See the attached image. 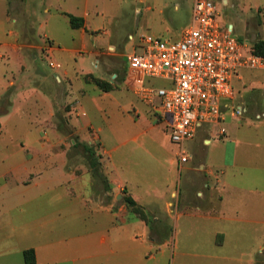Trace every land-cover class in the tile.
Returning <instances> with one entry per match:
<instances>
[{"label":"rangeland","instance_id":"1","mask_svg":"<svg viewBox=\"0 0 264 264\" xmlns=\"http://www.w3.org/2000/svg\"><path fill=\"white\" fill-rule=\"evenodd\" d=\"M214 1L221 25L233 24L231 26L234 34L241 42L253 46L256 39L264 38V0ZM192 2L193 0H11L9 21H6L8 6L0 0V21L13 26L17 43L23 45L20 53L24 54L20 59L13 51L8 50L6 61L1 62L2 66L6 67L7 78L14 79L16 86H8L11 88L7 89L3 97L8 104L10 99L13 101L10 107L13 113L3 117L4 124L0 128V210H4L3 204L12 201L26 198L47 202L58 192L63 193V187L60 190L56 188L57 191L53 193L44 192L45 188L47 190L46 181L40 183V188L35 190L17 185L21 178H32L41 171L44 179L55 173L59 175L58 180H61L67 178V171L71 170L73 175L78 177V181L73 180L70 184V197L73 202L84 200L80 198L84 195H91L93 197H88V200L96 198L114 201L116 205H126L135 214L125 199L129 195L127 184L120 183L119 179L127 181L131 188L145 186L151 191H159L151 195L150 200L160 201L162 204L163 199L174 202V206H171L172 214L164 224L169 236L167 261L168 264H173L175 246L178 242L182 243L185 232L201 234L225 226L224 223L204 218L179 216L185 209H180L177 198L171 195L173 190L178 193L181 191L182 195L192 193L186 189L190 182L199 181L203 175V170L199 168L202 162L213 167L223 183L225 181L239 187L257 184L264 190V166L250 169L256 173V177L249 178L240 174L241 163L238 162V167L228 170V175L223 176L221 164L229 160L232 147L229 140L221 139L226 135V130L223 134L219 131L220 138L213 135L211 145H205L203 142L209 129L216 135L221 126L217 124H210L198 130L193 144L186 147L187 152L195 159V170L179 171L176 162L178 145L171 141L165 123L156 109L134 93L139 84L164 86L167 81L146 76L137 70L141 80L122 83L124 69L120 63V53L125 52L127 56L134 50L128 35L140 36L145 34L144 32H152L170 37L158 27L147 29L145 21L151 17L156 22H169L170 16L177 11L176 6H179L183 19L189 6L192 9ZM65 12L86 17L89 27L87 28L85 22L80 28H85L88 35L93 33L102 40L108 38L110 42L99 48L98 58L101 63H98L97 53L93 51L94 42L89 38H82L80 28L71 26ZM182 27L184 28V25ZM180 30L182 29L178 27V31ZM1 34L3 39L11 40L5 32ZM136 36L134 43L139 42V36ZM53 39L56 43H53ZM111 43L115 44V48L110 50L108 45ZM50 44L56 47L61 44L67 49L51 52ZM21 61H24L23 69ZM64 70L69 74L67 79L64 77ZM56 73L65 79L62 83L57 80ZM87 73L109 81L113 90H101ZM113 73L117 74L115 78L112 77ZM232 83L236 91V102L246 106L248 112L241 117L243 122L247 123L234 121L235 127L230 129V135L246 142L256 141L257 137L262 135L261 127L264 125V120L257 118L258 114L264 113V70L242 68L233 77ZM38 88L46 94L52 92L55 95L57 110L54 122L43 120L47 117V103L30 95L33 89ZM64 90L65 96L69 95V102L64 101ZM159 101L158 99L156 106H160ZM84 119L90 123H85ZM230 122L228 119L225 125H230ZM72 123L81 124L85 136L77 129L78 126L74 127ZM74 138L81 143L79 146L74 145ZM82 143L95 147L101 163L100 173L105 176V181L97 176L99 173L95 175L93 172ZM252 149L254 150L253 147ZM249 154L254 156L255 151H250ZM37 156L43 159L31 162ZM255 162L256 159L253 158L252 164ZM90 183L92 187L88 186L85 191L83 186ZM117 183H120L118 190L112 192L111 184L116 186ZM77 191H83L82 196H77ZM116 193L121 196L117 197ZM37 194L40 196L34 199ZM159 194L162 199L158 197ZM24 210L23 214H20L19 209L12 212L15 221L13 225L23 229L34 225L41 230L42 223H47L46 227L51 226L50 218L55 216L48 215L39 220L51 211L46 204L40 208L28 204ZM37 217L39 219L31 223V220ZM258 218L262 221L259 224H239V239L233 244L239 249L250 250L256 247L257 251L261 250L258 258L261 255L260 260L263 263L259 264H264V194L263 202L258 208ZM55 225L58 226L59 223L56 222ZM251 227L262 230V242L259 232L257 239L252 236L254 231ZM55 232H60L61 235L53 233L49 250L62 248L63 228L58 227ZM43 241L48 240L41 238L42 243ZM49 250H45V253Z\"/></svg>","mask_w":264,"mask_h":264},{"label":"crops","instance_id":"2","mask_svg":"<svg viewBox=\"0 0 264 264\" xmlns=\"http://www.w3.org/2000/svg\"><path fill=\"white\" fill-rule=\"evenodd\" d=\"M2 1L8 6L6 10V21H9V3L11 0ZM191 7H193V2ZM176 10L177 11L173 12L170 16L169 22L164 20L156 22L153 18L151 19V17L145 21L147 29L152 30L153 27H158L162 33H168L170 37H165L159 33H144L157 35L169 40L179 39L182 36V31L191 22L192 9L189 6L188 12L184 14L183 19L179 13V6H176ZM68 13L69 12H65V14ZM83 18L88 28L89 21L86 17ZM183 25L184 28L182 27ZM231 25L233 24H223V26ZM178 27L182 30L178 31ZM80 30L84 40L89 38L94 42L92 48L93 51L97 53L98 58L99 48L100 46L108 44V38L102 40L93 33L88 35L85 28H80ZM3 32H5L11 40L3 39L1 34ZM133 35L136 36L135 34ZM137 36H139V34H137ZM53 43H56V40L53 39ZM131 43L133 47L135 43L133 41H131ZM114 46L115 44L112 45L111 43L108 45V48L111 50ZM22 48L23 45L17 43L13 26L9 24L6 25L4 22L0 21V128L4 124L3 117H7L9 114L13 113V110H10L13 101L10 99L8 104L3 97L7 89L11 88L8 86H16V81L14 79L7 78L6 67L2 66L1 62L4 63L6 61V57L9 55L8 50L13 51L16 57L18 56V58L22 59L21 56L23 57L24 55L20 53ZM66 49L67 48L61 46V44H59V47L50 44L49 51L55 52L56 50L63 51ZM120 55L122 56L120 63L124 69L122 83L125 82L127 84L129 81L134 80V82H136L141 80L140 75L137 73V69L128 62L126 53H120ZM97 60L98 63H101L99 58ZM23 62L24 61L20 62L22 69L24 68ZM95 65H97V63H95ZM96 67L98 68L99 66ZM63 73L65 79H67L69 75L67 70H64ZM55 76L60 83L65 80L57 73ZM116 76V73L112 74L113 78ZM67 89L68 88L65 90ZM65 90L63 96H65ZM30 95L36 97L38 101L42 99L47 103V117L43 120H46L48 123L54 122L57 110L55 95H53L52 92L46 94L39 88L33 89ZM66 96L64 97V101L69 102V95L67 94ZM233 102L239 104L236 102V96ZM64 116L66 117V115ZM228 119H230L231 122L230 125L226 126L225 123ZM263 120L264 119L260 121ZM162 121L165 123L167 129L168 121L163 118ZM234 121L238 123H247L243 122L242 119H236L227 114L226 119L217 124L218 126L221 125V129L224 128L226 130V135L221 139H227L232 144L229 160L221 164V166H223V176L226 174L228 175V170H233L238 167L237 163L239 162L241 163L240 174L243 177H256V173L250 169H258L264 166V125L261 127L262 135L257 137L256 141L249 140L246 142L236 138V136L232 137L230 135V129L235 127ZM84 122L88 123L89 121H85L84 119ZM72 124L74 127L78 126L77 129L85 136L86 133L82 131L83 126H81V124ZM220 128L216 131V135L211 129L208 130L207 137L203 139L205 145H211L213 143V135L215 138L220 136L218 134L221 130ZM193 141H195V138L187 141L186 147L193 144ZM250 151H255V155L252 156L249 154ZM192 156L193 155H191L182 167H179L178 161H176L179 171H182V169L195 170V159ZM253 158L256 159L254 165L252 164ZM41 159L43 158L37 156V158L32 159L31 162L40 161ZM199 168L203 170L204 173L200 176L199 181H195V183L190 182L186 191L192 192L191 194L186 193L182 195L181 191L178 193L174 190L171 192V195L177 198L180 209H185L179 216L185 215L188 217H195L196 219L198 217L204 218L206 220L224 223L225 226L222 225L219 229L213 228L212 231H205L201 234H195V232L192 233L189 231L185 232L182 243L178 242L175 246L173 264H255L257 261L259 262L256 264L263 263L260 260L261 255L258 258L261 250L257 251L256 247L250 250L239 249L233 244L239 239L238 232L241 228L239 226L240 223H251L254 225L262 222L259 221L258 218V208L263 202V188L257 184L239 187L227 184L225 181L223 183L218 172L204 162L199 165ZM41 172L32 176V178H21L17 185L21 188L35 190V188H40V183L46 181L47 190L45 188L44 192L53 193L57 191L56 188L60 190L63 187V193L58 192L56 196H52L47 202H36L25 198L3 204L4 206H2V208L4 210H0V264H26L23 252L28 248L35 249V264H168L166 248L169 245V236L168 229L164 224L167 218L172 214L171 206H174V202L163 199L164 203L162 204L160 201L149 199L151 195L159 191H151L145 186L142 188H131L127 181L119 179L120 183L127 184V193H129L146 213H148V219L144 220L135 213H132L126 205L119 206L116 205L114 201H105L96 198L88 200V197H93L91 195H84L80 197L84 200L73 202L70 197V195H72V187L70 184L73 180L78 181V177L73 175L71 170L67 171L68 177L61 180H58L59 175L55 173L49 174L47 176L48 178L44 179L45 176L41 175ZM110 172L114 173L113 171ZM108 173L109 172H107V174ZM120 183H117L116 186L111 184L112 192L118 190L117 188ZM91 184L92 183L87 186L84 185L83 189L86 191L88 186L92 187ZM123 188L125 189L126 187ZM77 192V196H82L81 193L83 191ZM24 194L22 195L23 197H25ZM116 194L117 197L121 196L119 193ZM39 196L40 194L35 195L34 199ZM61 196L63 200H61ZM158 197L162 199L161 195ZM28 204L30 206L35 205L37 208L46 204V207H49L51 210L49 214H45L40 219L37 217L31 220V223L37 219L41 220L48 217V215L55 214L53 218H50L51 226L46 227L47 223H42L40 230L39 227H35L32 224L31 227L25 229L13 225L15 221L12 212L19 209L20 214H23L25 211L24 207ZM104 214H106V216H104ZM259 216L261 218V215ZM56 222L59 223L58 226L55 225ZM58 227L63 228V239L61 240L62 248L60 250L55 248L49 250L52 244L50 241L53 237V233L57 236L61 235L60 232H55ZM251 229L254 231L252 232V236L256 239L259 232V239L262 242V230L260 229V231H258L257 227H251ZM41 238L47 239L48 241H43L42 243ZM261 247L262 244H260V248ZM45 250L49 251L45 253Z\"/></svg>","mask_w":264,"mask_h":264},{"label":"built area","instance_id":"3","mask_svg":"<svg viewBox=\"0 0 264 264\" xmlns=\"http://www.w3.org/2000/svg\"><path fill=\"white\" fill-rule=\"evenodd\" d=\"M217 15L214 0H193L191 22L179 39L145 33L126 56L144 75L167 81L164 86L139 84L134 91L168 121L171 141L178 145L179 167L191 157L186 143L199 129L220 123L227 114L241 119L248 112L233 102L232 79L240 69L264 70V55L241 42L232 26L223 28ZM129 39L135 40L132 35ZM257 118L262 120L264 113Z\"/></svg>","mask_w":264,"mask_h":264},{"label":"trees","instance_id":"4","mask_svg":"<svg viewBox=\"0 0 264 264\" xmlns=\"http://www.w3.org/2000/svg\"><path fill=\"white\" fill-rule=\"evenodd\" d=\"M71 23V26L73 28H80L85 25V19L81 16H76L74 14L68 13L67 14ZM253 51L257 54L264 55V38H258L255 40L253 46ZM88 76L91 77L93 82L98 85L103 91H110L113 89L112 83L109 81H106L105 79L96 77L94 75L88 74ZM81 143L74 138V145L79 146ZM83 147L85 149L86 156L89 160L90 167L92 168L95 175L99 176L100 178H103V181H105V176L100 173V161L98 160V157L96 155L95 147L92 144L89 143H82ZM127 203L132 207L133 211L136 212V214L144 219H148V214L145 212V210L136 202V200L131 196L128 195L126 198ZM24 259L26 264H35L36 263V252L34 248H28L25 249L24 252Z\"/></svg>","mask_w":264,"mask_h":264}]
</instances>
